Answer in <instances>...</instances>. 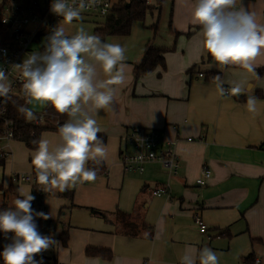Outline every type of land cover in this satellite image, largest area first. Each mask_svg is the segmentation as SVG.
Segmentation results:
<instances>
[{
	"label": "crops",
	"instance_id": "1",
	"mask_svg": "<svg viewBox=\"0 0 264 264\" xmlns=\"http://www.w3.org/2000/svg\"><path fill=\"white\" fill-rule=\"evenodd\" d=\"M119 1L124 0H112L113 4ZM169 2L170 38L164 45H158V26L150 29L154 23L137 30L134 23L128 36L104 40L125 48V82L118 86L108 109L83 108L97 120L99 135L106 137V172L95 182L63 191H73L72 199L52 186L45 200L49 236L58 242L46 253L53 256L54 252L58 264H180L186 250L204 247L216 252L219 264H246L244 258L252 253L264 264V99L256 97L257 92L264 96V75L258 74L264 54L256 58L254 72L237 65L218 66L203 48L200 26L192 22L196 0ZM241 2L264 24V0ZM164 5L162 0L160 15ZM150 16L159 23L157 13ZM174 33L180 35L176 38ZM148 44L168 49L166 68L159 66L136 79L134 64L142 60ZM96 68L97 78L107 79L98 64ZM208 73L220 74V80H207ZM237 84L242 91L233 95L230 90ZM218 85L229 93L222 96ZM240 96H254L257 113L248 112L247 100H237ZM29 107L35 113L45 108ZM136 127L160 132L163 147H170L178 157L176 174L160 162L147 164L141 174L124 170L122 151L132 152L124 138ZM40 139L56 145L59 132H44ZM9 151L10 157L0 166L2 190L10 186L12 174L36 172L32 164L36 150L16 140ZM204 167L212 171V177L197 185ZM162 186L169 189L170 197L153 195ZM16 190L17 194L6 191L4 195L16 200L24 198L21 193L31 194L29 185ZM120 213L133 217L126 232L138 235L124 233ZM197 217L207 227L206 233L196 223ZM226 230L227 235H220ZM251 239L260 242L252 246ZM88 248L108 249L112 258L89 257Z\"/></svg>",
	"mask_w": 264,
	"mask_h": 264
},
{
	"label": "clouds",
	"instance_id": "2",
	"mask_svg": "<svg viewBox=\"0 0 264 264\" xmlns=\"http://www.w3.org/2000/svg\"><path fill=\"white\" fill-rule=\"evenodd\" d=\"M99 3L100 0H79L77 6L68 0H53L51 11L71 24L82 18V10ZM192 22L200 26L203 48L218 66L237 65L247 72L255 71L256 58L264 54V24L257 22L256 14L249 12L241 0H196ZM125 51L121 44L104 42L84 27L68 36L65 28L57 25L46 37L43 52H32L14 65L21 71L27 104L51 105L57 113L70 117L59 128L58 144L52 145L47 139L38 142L32 164L40 184L63 192L97 179V171L86 165L89 161L101 165L107 151L98 136L97 120L83 108L91 105L103 110L112 105L118 86L125 82ZM97 64L107 79L97 78ZM218 89L222 96L227 94L222 85ZM230 91L238 95L242 89L237 84ZM10 92L8 75L0 68V103L12 99ZM246 108L257 113L254 96L247 98ZM18 112L27 121L37 119L31 107L19 106ZM21 195L24 198H17L13 208L0 210V232L12 234V242L0 256L4 264H41L35 256L58 242L37 230L35 217L47 220L49 216L34 211L31 202L35 197L30 193ZM180 264H219V257L209 247L191 249L185 251Z\"/></svg>",
	"mask_w": 264,
	"mask_h": 264
},
{
	"label": "built area",
	"instance_id": "3",
	"mask_svg": "<svg viewBox=\"0 0 264 264\" xmlns=\"http://www.w3.org/2000/svg\"><path fill=\"white\" fill-rule=\"evenodd\" d=\"M70 4L78 6L79 0H68ZM151 2V0H148ZM53 0H13L0 12V68H3L8 75V83L11 87L10 96L12 99H25L23 95V77L21 71L14 67L23 62L27 55L32 52H43L44 43L49 30L54 27L55 22L61 18L51 11ZM112 0H100L95 7L82 10V14H90L106 20L113 8ZM199 77H204L199 74ZM226 93L229 92L226 90ZM2 99V98H0ZM37 119L33 122L42 123L44 118L41 113H35ZM15 124L8 117L7 103H0V157L7 160L10 157V144L16 141ZM125 147H130L132 152L124 149L121 154V163L126 172L143 173L146 165L151 162H160L166 169L176 174L179 168L178 157L170 149L163 147L164 142L160 132L156 129L132 128L127 137L124 138ZM212 177V171L206 167L202 169L201 176L196 180L197 185H204ZM10 186L20 187L29 185L31 195L35 199L31 202L35 212L46 214L47 196L52 194V186H45L38 182L36 172L14 173L10 179ZM9 186V187H10ZM8 187V188H9ZM0 190V193H5ZM4 189V188H3ZM154 196L170 197V191L162 186L153 191ZM37 230L41 235L49 236L47 220L35 217ZM196 223L203 233L207 227L197 217ZM12 242V234L7 236L0 232V252ZM41 264H48L49 255L46 251L35 256ZM0 264H4L0 256ZM255 264H261V260L255 259Z\"/></svg>",
	"mask_w": 264,
	"mask_h": 264
},
{
	"label": "trees",
	"instance_id": "4",
	"mask_svg": "<svg viewBox=\"0 0 264 264\" xmlns=\"http://www.w3.org/2000/svg\"><path fill=\"white\" fill-rule=\"evenodd\" d=\"M13 0H1L0 3V12L4 10V8L10 4ZM162 0H153V2H148V0H128L119 1L118 3L113 5L111 15L105 20V22L101 26H96L94 29V34L99 35L101 39L104 41L107 37L117 36V37H125L131 33L132 27L135 22H144L148 15H154L157 12V17L159 19L161 12ZM158 21L150 26V29H157ZM1 26V23H0ZM49 30L47 36L51 33ZM190 34V33H189ZM187 34V35H189ZM177 38L180 34L174 33ZM44 51V50H43ZM168 49L156 48L151 44H148L145 48V53L140 62L134 64L133 73L136 79L148 75L152 73L157 67H161L163 69L166 68L165 62V54ZM258 74L260 76L264 75V67L258 70ZM205 77V76H204ZM220 74L208 73L206 79L213 78L217 80ZM256 97L260 99H264V96L257 92ZM247 96L237 97V100L246 101ZM19 106L29 107L25 99H11L7 102L8 108V117L14 121L15 131H16V139L23 142L27 149L30 151H35L38 148V142L41 138L42 133L47 131H56L59 132V128L64 123L68 122L70 117L67 114H60L55 111V109L51 105L45 106V108L40 112L44 118V121L40 124L35 123L33 121H27L24 116L18 112ZM98 136L102 139L103 145L106 143V137L103 135ZM5 159L0 157V166H4ZM87 167L93 168L97 171V176L103 175L106 172L105 164L95 165L93 162L89 161ZM3 189V186L0 185V190ZM17 187L10 186L7 191L11 194H17ZM61 195L64 197H68L72 199L73 191L62 192ZM13 207L8 206L7 203H0V210L10 209ZM102 215L105 216L103 213ZM118 222L122 224L123 231L125 234L136 236L138 232H126L128 226H130L131 215L120 213ZM229 231H223L220 235H227ZM64 244H66L67 240V232L63 234ZM55 239V237L52 235ZM259 240L251 239L252 246L256 243H259ZM50 251L54 249V246L49 248ZM86 255L89 257H99L102 259H111L112 252L108 249H98V248H88L86 250ZM244 262L246 264H255V256L254 254H249L244 258ZM48 264H58V261L55 258L54 252L53 256H49Z\"/></svg>",
	"mask_w": 264,
	"mask_h": 264
},
{
	"label": "rangeland",
	"instance_id": "5",
	"mask_svg": "<svg viewBox=\"0 0 264 264\" xmlns=\"http://www.w3.org/2000/svg\"><path fill=\"white\" fill-rule=\"evenodd\" d=\"M114 1L116 2L117 0H114ZM124 1H128V0H124ZM152 2L153 0H151V3ZM170 13H171L170 2L169 0H165V5L163 6V11L160 15L159 23L157 24L158 26V45L160 46L164 45L165 39L170 38V34H169ZM104 22L105 20L100 17H95L90 14H84V15L82 14V18L80 20H74L71 24H67L64 21V19L61 17L56 21L54 27H56L57 25L63 26L65 28L66 35H73L79 27H84L87 31H90V29L94 28L95 26H101ZM155 22H157V19L155 20L150 15H148V17L146 18L144 22H135V28L136 30L140 29L141 28L140 26H143V25L149 28V24H153ZM19 147L20 149L23 148L21 146ZM2 180H3V171H2V168L0 167V184ZM3 184L6 185L7 182L4 180ZM14 201L15 199L12 198V196L8 194L4 195L3 193H0V203L6 202L8 204H13Z\"/></svg>",
	"mask_w": 264,
	"mask_h": 264
}]
</instances>
